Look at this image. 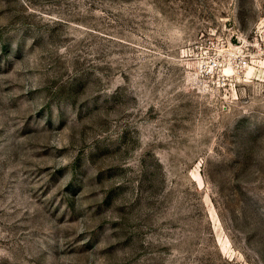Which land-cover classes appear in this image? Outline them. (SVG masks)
<instances>
[{
  "label": "rangeland",
  "instance_id": "obj_1",
  "mask_svg": "<svg viewBox=\"0 0 264 264\" xmlns=\"http://www.w3.org/2000/svg\"><path fill=\"white\" fill-rule=\"evenodd\" d=\"M0 264H264V0H0Z\"/></svg>",
  "mask_w": 264,
  "mask_h": 264
}]
</instances>
